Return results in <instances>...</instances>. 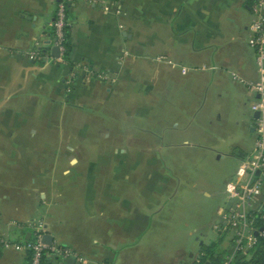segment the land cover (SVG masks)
I'll return each mask as SVG.
<instances>
[{
    "label": "crops",
    "instance_id": "obj_1",
    "mask_svg": "<svg viewBox=\"0 0 264 264\" xmlns=\"http://www.w3.org/2000/svg\"><path fill=\"white\" fill-rule=\"evenodd\" d=\"M251 1L67 0L70 51L58 64L50 55L57 0H0V220L14 224L13 242L29 237L35 201L27 198H55L46 234L84 262L48 258L50 264H106L100 257L107 246L117 252L111 264H120L124 215L107 207L106 172L117 162L131 167L141 156L154 163L157 151L187 131L178 127L187 125L186 115L172 119V110L197 112L202 93L218 84L221 65L257 78L246 41ZM33 49L44 58L26 60ZM83 65L113 82L89 75ZM144 109L152 117L147 131L139 122ZM167 115L174 127H158ZM89 117L101 119L94 131ZM103 159L110 162L98 173ZM93 192L101 198L96 203ZM77 197L84 207L77 208ZM139 218V212L130 217L128 227L140 228Z\"/></svg>",
    "mask_w": 264,
    "mask_h": 264
},
{
    "label": "rangeland",
    "instance_id": "obj_2",
    "mask_svg": "<svg viewBox=\"0 0 264 264\" xmlns=\"http://www.w3.org/2000/svg\"><path fill=\"white\" fill-rule=\"evenodd\" d=\"M218 69L221 73L218 84H212L202 93L197 112H192L191 107L182 109L179 114L172 110V119L175 115H186L187 125L179 123L178 127L186 126L187 131L178 134L169 143L171 146L156 152L155 165L153 161H145L141 154L138 163L135 161L131 167L119 162L109 166L106 174L112 190L106 197L107 207L123 210L125 223L124 242L117 247L122 251L120 264H190V255H198L200 240L205 246L214 244L224 260L231 251L228 234L214 230L213 226L220 223V212L229 203L224 188L226 182L235 179L240 163L238 155L251 152L255 136L249 132L253 113L242 93L243 85L231 80L229 65H221ZM142 113L139 122L147 131L152 117L148 116V109ZM164 119L158 127H174L175 123L169 124L168 115ZM100 121V118L91 117L90 130L94 131ZM143 135L146 137L148 133L143 132ZM92 139H99V136L94 135ZM107 160L110 162V159H103L97 164L98 173ZM96 193L91 196L95 203L101 200ZM76 199L77 208L84 207L83 198ZM116 200L119 203L116 204ZM32 201L35 205L28 219L47 223L46 232H50L48 211L55 208L57 200L47 198L42 203L40 197L27 198V204ZM138 212L140 228L128 227L132 222L129 218ZM13 226L4 218L0 220V239L14 241ZM104 248L111 255L106 251L100 260L111 264L117 252L108 246ZM25 253L0 245V264H24Z\"/></svg>",
    "mask_w": 264,
    "mask_h": 264
},
{
    "label": "built area",
    "instance_id": "obj_3",
    "mask_svg": "<svg viewBox=\"0 0 264 264\" xmlns=\"http://www.w3.org/2000/svg\"><path fill=\"white\" fill-rule=\"evenodd\" d=\"M93 5H101L111 0H87ZM251 21L248 25L247 43L254 53L257 68V78L246 80L235 72L230 73L232 81L242 84L249 97V108L257 117L253 118V133L255 136L251 152L239 156V165L235 171V179L225 183V192L229 203L220 212V223L214 225V230L228 234L231 251L226 255L223 264H229L239 255L246 258L258 240L264 241V0H252L250 7ZM66 10L64 0L57 1L55 18L52 23L53 46L58 48L59 56L54 62L61 63L64 52V28ZM51 50V49H50ZM24 57L29 62H37L44 58L38 50H28ZM89 75L101 80H110L104 72H94L87 65H83ZM182 72L186 69L182 68ZM28 239L20 242H8L0 239V245L13 251L24 250L28 254V264H41L43 257L60 260L75 259L84 262L77 252L69 247L52 242L43 243L46 227L42 221H29ZM198 262V256L195 257Z\"/></svg>",
    "mask_w": 264,
    "mask_h": 264
},
{
    "label": "trees",
    "instance_id": "obj_4",
    "mask_svg": "<svg viewBox=\"0 0 264 264\" xmlns=\"http://www.w3.org/2000/svg\"><path fill=\"white\" fill-rule=\"evenodd\" d=\"M67 4L68 3H65V10H66ZM52 35H53V30H52ZM68 36H69V33H68L67 25H66L64 28L65 41H64V52L62 55V60H63L62 62L66 61L69 56L70 45H69ZM61 63H58V64H61ZM197 256H198V262H196V260L194 259L191 264H205V263L223 264L224 258H225L224 255L221 254V252L217 251L214 244L210 246H205L204 244H202V246L199 248ZM28 257L29 256L27 254L26 264H28ZM47 262H48V258L44 256L41 264H47ZM229 264H264V241L262 240L257 241L256 245L254 246L251 252V256L249 259H246L243 256L237 255L232 259V261H230Z\"/></svg>",
    "mask_w": 264,
    "mask_h": 264
},
{
    "label": "water",
    "instance_id": "obj_5",
    "mask_svg": "<svg viewBox=\"0 0 264 264\" xmlns=\"http://www.w3.org/2000/svg\"><path fill=\"white\" fill-rule=\"evenodd\" d=\"M57 1H59V0H57ZM50 55H51V57H53V58H57V57L59 56L58 48L55 47V46H53V47L51 48V50H50ZM252 117H253V118L257 117V114L254 113ZM252 131H253V128L250 129V132H252ZM26 238H27V236H26ZM43 243H45V244H47V245H50V244L52 243V237H51V235H49V234H44V236H43ZM202 244H203V243H202V241L200 240V242H199V248L202 246ZM191 255H192V254H191ZM191 255H190V256H191ZM205 264H209V263H205Z\"/></svg>",
    "mask_w": 264,
    "mask_h": 264
},
{
    "label": "flooded vegetation",
    "instance_id": "obj_6",
    "mask_svg": "<svg viewBox=\"0 0 264 264\" xmlns=\"http://www.w3.org/2000/svg\"><path fill=\"white\" fill-rule=\"evenodd\" d=\"M253 125V122L251 123V126Z\"/></svg>",
    "mask_w": 264,
    "mask_h": 264
}]
</instances>
